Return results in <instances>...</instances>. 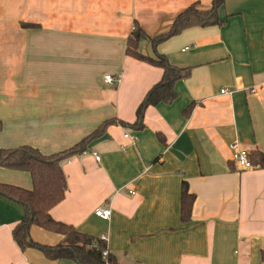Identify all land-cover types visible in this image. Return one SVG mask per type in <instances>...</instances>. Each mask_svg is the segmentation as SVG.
<instances>
[{"label": "crops", "instance_id": "0c3cea01", "mask_svg": "<svg viewBox=\"0 0 264 264\" xmlns=\"http://www.w3.org/2000/svg\"><path fill=\"white\" fill-rule=\"evenodd\" d=\"M194 3L207 10L212 0H0V149L52 154L107 120L126 122L63 162L68 189L50 210L82 233H106L118 264H264V167L241 168L231 148L238 141L264 154V0H225L221 24L159 43L158 53L191 73L175 83L173 101L149 105L138 122L164 69L128 53L134 23L144 30L138 51L157 59L149 36ZM184 182L195 195L188 222ZM0 183L33 186L29 172L1 166ZM98 207L111 217L96 216ZM24 216L0 193V264H79L21 249L13 230ZM30 234L51 246L63 240L38 225Z\"/></svg>", "mask_w": 264, "mask_h": 264}, {"label": "trees", "instance_id": "16d2710c", "mask_svg": "<svg viewBox=\"0 0 264 264\" xmlns=\"http://www.w3.org/2000/svg\"><path fill=\"white\" fill-rule=\"evenodd\" d=\"M224 2L225 0H212L211 8L207 10L199 8L197 3L191 4L176 16L168 30L155 36H149L157 59L147 57L138 51V43L144 30L137 22L134 23L131 37L128 40V53L139 59L160 65L164 69L160 81L147 92L137 109L138 122L143 120L144 111L149 105L160 101H173L178 95L175 83L188 77L191 73V68L172 65L164 54L158 53V44L189 27L221 24L218 9ZM117 122L126 125V122L121 120H107L78 144L52 154H45L39 148L31 145L0 149L1 167L27 171L31 174L33 181L31 189L0 183V193L10 200L17 201L25 209V216L13 230V237L21 249L36 247L51 259L68 258L79 264H118L111 255L107 258L103 257V251L107 246L105 241L100 240L99 237L82 233L73 225L57 221L50 214V210L65 198L68 189L63 162L74 155L85 152L92 139L100 136L106 130L107 125ZM1 128L0 121V130ZM251 160L253 165L259 164L264 167L262 152L253 154ZM194 200L195 195L190 192L188 183L184 182L181 193V218L184 222H188L192 218ZM32 225L56 231L63 235V240L56 246L38 243L31 237L30 228Z\"/></svg>", "mask_w": 264, "mask_h": 264}, {"label": "built area", "instance_id": "2783aa9c", "mask_svg": "<svg viewBox=\"0 0 264 264\" xmlns=\"http://www.w3.org/2000/svg\"><path fill=\"white\" fill-rule=\"evenodd\" d=\"M115 77L111 76V75H107L105 77V80L108 83H113L115 81ZM223 92L225 90H222ZM125 137H129L132 139V143L135 144L136 143V138L135 137H131L129 135V133H125L124 134ZM231 148L233 149V158L236 161V163H238V165L241 168H252L254 165L252 163V160L250 158V153L248 152V150L243 149V148H239V142L235 141L231 144ZM122 149L125 150V146H122ZM94 156L96 160H100V155H98L96 152H94ZM95 214L96 216H99L102 219H109L111 217L112 214V209L111 207H98L95 210ZM100 240H103L107 243L108 241V235L106 233H102L99 237ZM110 255V251L108 249V247L106 246L104 251H103V257L107 258Z\"/></svg>", "mask_w": 264, "mask_h": 264}]
</instances>
